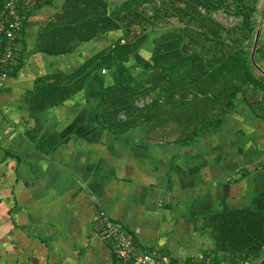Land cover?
<instances>
[{"label":"crops","instance_id":"crops-1","mask_svg":"<svg viewBox=\"0 0 264 264\" xmlns=\"http://www.w3.org/2000/svg\"><path fill=\"white\" fill-rule=\"evenodd\" d=\"M65 1L27 2L20 57L0 91V264H118L102 216L123 224L141 250L223 259L208 218L248 206L264 187V120L238 104L221 128L187 146L149 141L142 126L103 125L102 93L140 75L135 66L150 60L143 51L96 72L67 99L33 103L45 81L120 36L101 34L59 55L40 50L44 24ZM258 256L252 264H264V247Z\"/></svg>","mask_w":264,"mask_h":264},{"label":"trees","instance_id":"trees-1","mask_svg":"<svg viewBox=\"0 0 264 264\" xmlns=\"http://www.w3.org/2000/svg\"><path fill=\"white\" fill-rule=\"evenodd\" d=\"M6 1L0 0V4ZM28 1L18 2L25 18L29 13ZM155 1L66 0L62 11L44 24L38 40L40 50L59 55L69 52L73 44L101 34L120 31V36L72 73L55 75L51 83L45 81L32 94L33 103L41 100L44 107L67 99L80 91L96 72L132 61L146 50L150 60L137 63L135 69L141 72L138 77L132 81L127 79L128 75L122 77L102 93L103 107L98 117L103 125L123 132L142 126L149 141L187 146L206 130L222 127L237 107L238 95L264 120V75H255V61L248 47L255 35L253 2L160 0L159 7L151 11L149 8ZM38 2L36 6L51 4V0ZM231 5L242 17L241 26L234 29L216 26L210 13ZM221 32L230 43L217 40L216 34ZM150 39L153 48L147 50L145 46H150ZM148 98L150 102H146ZM101 219L102 230L111 222L118 231L128 234L123 224L103 216ZM208 226L223 260L252 264L264 247V187L253 193L248 206L226 208L210 215ZM106 234L117 257L116 237L110 232ZM135 246L141 252L157 251L169 256L172 264H196L200 257L179 260L162 248L141 250Z\"/></svg>","mask_w":264,"mask_h":264},{"label":"built area","instance_id":"built-area-1","mask_svg":"<svg viewBox=\"0 0 264 264\" xmlns=\"http://www.w3.org/2000/svg\"><path fill=\"white\" fill-rule=\"evenodd\" d=\"M19 1L7 0L0 4V91L5 86L17 63L16 59L26 19L19 10ZM115 227L117 226L107 222L103 229L116 237L115 241L119 249L118 264H172L173 261L169 256H163L157 251L141 252L129 234L120 232L118 227ZM196 261V264H240L231 259L214 260L201 255Z\"/></svg>","mask_w":264,"mask_h":264},{"label":"rangeland","instance_id":"rangeland-1","mask_svg":"<svg viewBox=\"0 0 264 264\" xmlns=\"http://www.w3.org/2000/svg\"><path fill=\"white\" fill-rule=\"evenodd\" d=\"M251 2H253L254 6H255V12L252 15V21H253L254 26H255V35L252 38V41L250 42V44L248 45V42H246V45H248V47H249L250 57H251L252 61L253 62L255 61V65L253 68L255 75L256 76H262V75H264V0H251ZM159 4H160V0H156L154 2V4H151L152 7H150L149 9L151 11H154L155 9H157L159 7ZM202 12H203V10H202ZM210 17H211V19L214 20V22H215L214 24L216 26L224 27L226 29L239 28L241 26V23H242V17L239 16V14L235 8V5H231L230 8L217 9L216 11H213L210 13ZM138 31H139V29L136 32H138ZM155 35H157V34H155ZM216 36H217V38H218L217 40L219 42L230 43V40H228L225 37L224 33L221 32V35L218 33V34H216ZM150 37L152 39L154 36L151 35ZM151 39L149 41L150 46H148V44L145 46V48L147 50L153 48V45L151 43ZM208 44H210V42ZM142 53H143V55H145L146 58H147V56L149 57L148 51L145 50V52L143 51ZM18 56H19V54H18ZM260 95L261 94L258 95L259 99H260ZM237 101H238L237 104H242V103L245 104L246 103V101L243 99L242 95L237 96ZM146 102H150V99L148 98L146 100ZM144 103L145 102L142 101L140 103V105L143 106ZM227 119H228V116H227Z\"/></svg>","mask_w":264,"mask_h":264}]
</instances>
